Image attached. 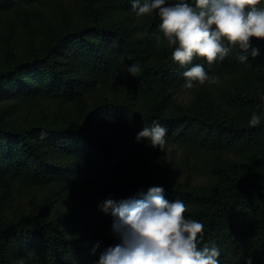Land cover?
<instances>
[{"label":"trees","instance_id":"1","mask_svg":"<svg viewBox=\"0 0 264 264\" xmlns=\"http://www.w3.org/2000/svg\"><path fill=\"white\" fill-rule=\"evenodd\" d=\"M47 1L0 0V20L15 7ZM104 1L110 12L124 16L122 26L103 25L99 9L91 0L85 11L81 7L70 13L77 15L74 20L66 18L60 26L48 24L52 29L45 31L44 39L40 37L41 42L36 47L22 57L13 54L0 66V104L40 97L72 104L81 100V91L67 76L66 58L72 55L97 75L125 77L135 91L142 82L156 78L160 83L161 99L150 101V109L143 116L136 114L134 123L139 132L150 127L153 121L165 127L167 144L184 147L181 165L202 155L207 183L203 188L182 185L173 178L172 162L161 156L158 179L142 180L127 175L125 169L131 161V153H126V164L120 162L110 149L92 136L89 116L81 109L76 120L64 125L50 122L43 116L14 125L0 113V179L22 166L38 181L49 179L56 175L55 169H60L47 163V150L60 149L87 163L85 169L67 175V183L100 194L111 192L115 201L141 199L149 188L162 187L163 196L169 202L179 199L185 203L186 218L204 224L201 246H217L219 264H244L249 256L252 264H264V109L261 108L264 100L256 94L228 95L234 107L245 111L243 121L211 109L206 113L184 112L171 100L174 91L183 89L182 73L188 68L199 63L209 76L235 73L263 56L264 41L252 38L249 53L251 48H256L260 54L255 58L249 55L243 64L238 60L240 49L233 47L224 61L211 66L203 58H197L181 67L172 59L175 46L164 50V64L160 61L150 63L151 55L145 54V49L155 38L153 33L159 32V17L155 12L137 16L131 7L132 0ZM185 2L194 5V0ZM132 64H138L141 69L135 76L126 71ZM254 112L261 116V123L252 128L248 121ZM113 117L122 130L129 128L130 116L125 107L115 106ZM42 132L46 133L43 138ZM260 149L263 155H259ZM102 214V218L91 220V223L99 231L106 248L115 246L119 240L112 232L114 218L110 213ZM50 227L47 223L29 227L22 221L10 224L0 219V264H13L19 247L31 248L29 256L34 264H95L101 250L92 253L77 243H63Z\"/></svg>","mask_w":264,"mask_h":264},{"label":"rangeland","instance_id":"2","mask_svg":"<svg viewBox=\"0 0 264 264\" xmlns=\"http://www.w3.org/2000/svg\"><path fill=\"white\" fill-rule=\"evenodd\" d=\"M91 1L99 9V18L103 25L122 26L124 16L110 12L104 0ZM87 5L88 0H48L34 6L15 7L6 13L0 20V66L13 54L22 57L36 47L41 38L44 39L45 31L52 29L47 27L48 24L60 26L66 18L74 20L77 15L72 16L70 13L81 7L85 11ZM168 47L163 35L160 41L153 38L145 49V54L151 55L150 63L160 61L164 64L163 52ZM263 59L264 54L254 64L245 65L235 73L218 75L217 84L209 83L205 87L174 91L171 100L177 103L178 110L184 112L206 113L207 109H211L220 115L243 121L246 119L245 111L234 107L229 97L256 94L264 100ZM66 62L67 76L81 91V100L72 104L40 97L18 103L4 102L0 104L3 117L14 125L25 124L27 120L38 116L64 125L78 118L79 109L85 110L90 119L92 136L99 143L110 149L124 164L126 153H131V161L125 169L127 175L142 180L158 179V159L161 156L165 161L172 162L173 178L177 182L188 187H204L207 180L202 155L194 156L181 165L184 147L169 143L165 151H161L151 147L144 138L139 141L136 139L139 133L134 123L136 114L145 115L150 109V101L158 102L161 99L160 83L156 78L142 82L139 90L135 91L125 77L97 75L87 69L77 56H67ZM118 105L125 107L130 116V125L126 130H122L117 123L119 121L113 117L115 106ZM259 152V155H263L261 149ZM46 161L60 169H55L56 175L49 179L38 181L23 166L0 179V219L10 224L22 221L29 227L47 223L51 226L52 233L63 239V243L71 241L92 252L94 245L99 242L95 253L98 250L103 251L106 248L105 241H102L91 220L102 218L99 206L106 199H115L114 194L80 189L77 184L65 181L67 175L86 168L87 163L82 159L73 158L63 150L50 148L46 153ZM29 250L31 248L19 247L13 256V264H34L30 260Z\"/></svg>","mask_w":264,"mask_h":264},{"label":"clouds","instance_id":"3","mask_svg":"<svg viewBox=\"0 0 264 264\" xmlns=\"http://www.w3.org/2000/svg\"><path fill=\"white\" fill-rule=\"evenodd\" d=\"M137 16L159 17V32L155 40L163 38L172 52L173 62L183 67L194 59L203 58L209 66L224 61L233 47H238L240 63H246L249 55L257 57L259 49L251 48V40L264 41V6L261 0H132ZM138 64L126 68L129 75L140 72ZM185 90L194 89L206 82L217 84L219 78L209 76L202 64L196 63L182 73ZM264 109V105L261 106ZM261 116L253 113L248 121L255 128ZM41 138L46 136L42 132ZM167 129L153 121L137 133L136 139H146L150 146L165 151ZM162 187H151L141 199L115 201L106 199L99 207L114 218L112 232L119 243L100 252L95 264H219L217 246H201L204 224L186 218L187 207L182 200L169 202L163 196ZM99 242L94 245L95 253ZM244 264H252L246 257Z\"/></svg>","mask_w":264,"mask_h":264}]
</instances>
